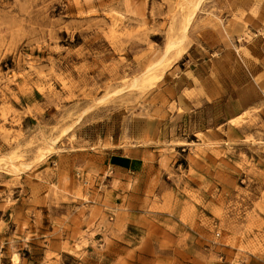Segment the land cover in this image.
<instances>
[{
	"label": "rangeland",
	"instance_id": "rangeland-1",
	"mask_svg": "<svg viewBox=\"0 0 264 264\" xmlns=\"http://www.w3.org/2000/svg\"><path fill=\"white\" fill-rule=\"evenodd\" d=\"M0 161V264H264V0H0Z\"/></svg>",
	"mask_w": 264,
	"mask_h": 264
},
{
	"label": "crops",
	"instance_id": "crops-1",
	"mask_svg": "<svg viewBox=\"0 0 264 264\" xmlns=\"http://www.w3.org/2000/svg\"><path fill=\"white\" fill-rule=\"evenodd\" d=\"M211 67V58L199 54L196 47L192 45L186 58L174 62L167 69L166 86L173 91H183L185 87L204 83L209 78ZM101 143L104 147H109L113 144L112 139L105 137L101 138ZM138 156L136 153L135 157L129 155L127 158H120V165L116 167L117 177L120 179L125 177L126 183L129 182V179H127L128 175H131L130 183L132 188L129 191L131 195L139 194V192L144 190V184L138 181L143 171L144 160L139 159Z\"/></svg>",
	"mask_w": 264,
	"mask_h": 264
},
{
	"label": "bare ground",
	"instance_id": "bare-ground-1",
	"mask_svg": "<svg viewBox=\"0 0 264 264\" xmlns=\"http://www.w3.org/2000/svg\"><path fill=\"white\" fill-rule=\"evenodd\" d=\"M181 43V42H180ZM180 43H175V42H172L171 44H173V45H180ZM137 82V78H133V84H135ZM195 95V92H194V90H192V88H190V87H185L184 89H183V91H182V97L185 99H189V98H191V97H193ZM8 160H10V161H12L14 164H15V162H14V160H12L11 159V157L10 156H7L6 157ZM1 164H3V162H1L0 161V165ZM17 259H19V253L18 252H14V254H13V262H14V264H17L18 263V260Z\"/></svg>",
	"mask_w": 264,
	"mask_h": 264
},
{
	"label": "built area",
	"instance_id": "built-area-1",
	"mask_svg": "<svg viewBox=\"0 0 264 264\" xmlns=\"http://www.w3.org/2000/svg\"><path fill=\"white\" fill-rule=\"evenodd\" d=\"M84 184H87V181H85Z\"/></svg>",
	"mask_w": 264,
	"mask_h": 264
}]
</instances>
